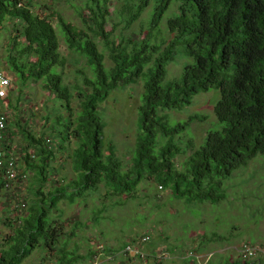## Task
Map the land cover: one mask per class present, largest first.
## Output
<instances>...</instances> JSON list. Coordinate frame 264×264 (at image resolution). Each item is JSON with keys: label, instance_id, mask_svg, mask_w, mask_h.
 I'll return each instance as SVG.
<instances>
[{"label": "trees", "instance_id": "obj_1", "mask_svg": "<svg viewBox=\"0 0 264 264\" xmlns=\"http://www.w3.org/2000/svg\"><path fill=\"white\" fill-rule=\"evenodd\" d=\"M172 1L85 0L89 21L86 27L94 38L102 39L111 65L106 64L93 38L84 29L78 30L61 17L57 18L66 47L85 60L92 75L81 74L82 87L74 88L79 89V109L73 114L70 108L73 95L58 72L65 59L58 51L59 40L50 17L33 12L29 0H0V31L6 34L8 24L13 31L5 60L15 78L14 84L20 92L26 82L40 81L42 88L54 94L60 107L68 112L66 117L60 114L56 117L58 132L50 128L55 151L43 137L36 139L17 123L9 124L13 130L20 128L28 145L22 151L21 160L27 168L24 171L28 175L32 173L33 199L27 213L16 219L11 233L3 238L0 264H20L37 245L46 247L47 252L56 250L57 264H73L79 259L59 240L64 228L53 213L60 210L57 204L61 200L74 204L80 197L98 193L101 187L107 197L133 198L142 181L153 179L159 188H170L175 198L186 203L216 204L225 199L222 181L258 155H264V0H175L178 14L167 21L169 37L153 44L152 40L156 39L153 30ZM151 4L153 9L145 38L127 39L126 45L122 40L118 43L110 40L111 33L104 30L109 19L119 18L127 29ZM110 7H114L112 12ZM179 44L184 45V53L193 63L183 67L178 81L163 87L165 67L174 60ZM144 70L146 81L138 108L141 133L136 139L129 168L123 170L114 147L103 145L98 105L110 92L134 84ZM209 90L220 93L213 112L223 128L219 132H208L203 145L190 152L183 169L178 170L173 162L179 154L178 144L172 139L192 121L202 118L191 116L170 128L158 116V110H181L192 103L195 95ZM12 94L11 89L7 98ZM158 134L167 141L156 150ZM71 140L75 144L69 155L74 178L45 194L42 189L51 182L55 155L59 149L65 150ZM191 146L189 142L187 150ZM15 161L19 172L26 175L20 182H26L27 173L21 171ZM101 210L93 212V222L99 220ZM78 228H82L81 224L74 226ZM144 236H148L149 241L139 244L136 256L130 257L125 250L130 244L140 242L142 236L111 252L102 245L96 250L94 262L97 259L105 262L117 256L128 262L164 263L169 259L164 250L158 251L149 243L150 234ZM107 253L113 256L108 257ZM239 258L252 264L248 262L253 258ZM197 262V256L190 255L185 257L184 263Z\"/></svg>", "mask_w": 264, "mask_h": 264}, {"label": "rangeland", "instance_id": "obj_2", "mask_svg": "<svg viewBox=\"0 0 264 264\" xmlns=\"http://www.w3.org/2000/svg\"><path fill=\"white\" fill-rule=\"evenodd\" d=\"M29 2H31V10L42 17L49 16L55 28L59 40L58 51L65 59L64 66L59 68L58 72L62 75L63 84L73 95L70 108L71 113L75 114L79 109L77 100L79 89L74 88L82 87L81 74L87 77L90 74L85 60L66 47L57 18L61 17L78 30L84 29L88 36L93 38L106 64L111 65L107 51L103 47L102 39L94 38L86 27L89 21L85 0H29ZM176 4L177 2L173 0L162 15L157 28L153 30L156 39L154 38L151 43H156V40L165 41L169 37L167 21L178 14ZM114 7H110L109 11L112 12ZM152 9L153 4L147 7L140 18L127 29L119 18L113 17L108 20L104 30L111 33L110 40L115 43L122 40L124 45L128 44L127 39L145 38ZM6 29L8 31L6 34L0 31V59L6 75L12 81L13 94L0 102V111L8 117V131H6L8 150L16 158L18 168L25 172L27 168L21 160V155L28 145L20 128L29 130L36 139L43 137L55 151V141L50 128L58 132L60 128L55 124L56 117L59 114L66 117L68 112L60 107V102L54 94L42 88L40 81L26 82L19 92L14 84L13 73L6 65V49L9 38L13 35L11 24H8ZM192 63L193 60L184 53V45H177L174 60L165 67L166 75L162 86L178 81L183 67ZM151 66L152 64L148 65L145 70L147 71ZM89 70L91 71V68ZM145 70L134 84L110 92L98 105V114L103 124V145L105 147L111 144L114 147L115 156L123 170L129 168L130 159L135 154L136 139L141 133L138 108L143 99ZM219 99V91L209 90L195 95L192 103L181 110H158V116L163 118L170 128L184 123L191 116L202 118L201 121H192L182 133L172 139L178 144L179 154L173 160L178 170L183 169L182 165L189 154L203 145L208 132H219L223 128V124L216 120L213 112V107ZM13 123H17L20 128L13 130L9 126ZM166 141L167 139L158 134L156 150ZM189 142L192 146L187 150ZM74 147L75 144L71 140L65 150L59 149L56 153L52 163L51 182L46 183L42 189L45 194L59 184L65 185L74 178L70 170L69 156ZM28 151L32 152L33 149ZM25 173L28 176L26 182H16L9 189L0 187V248L3 238L11 233L12 226L16 224V219L23 217L32 203V173L30 172L29 175L28 172ZM159 187L156 181L148 179L136 187L133 198L107 197L104 188L101 187L98 193L80 197L74 204L61 200L57 204L60 212L56 210L53 215L64 228V233L59 238L62 241L61 245L65 243L66 250L79 257L73 264H92L96 250H100L98 248L102 245L109 250L108 252L115 251L140 236L143 237L144 234H150L149 243L158 251L164 250V254L169 259L164 263H154L153 260L128 262L117 256L105 262L104 259H97L98 261L95 259L93 264L100 262L101 264H185V257L190 255L197 256L199 262L196 264H235L236 262L247 264L239 258L243 256L244 244L263 248L264 155H258L246 166L236 170L227 180L222 181L221 191L225 199L216 204L186 203L182 199L175 198L170 188ZM22 204L24 208L21 207ZM99 209H102V214L98 216L97 222H93V212ZM80 224L82 228L74 229L75 225L80 226ZM47 250L42 245L35 246L31 254L20 264H57L56 250L54 252ZM105 255L113 256L112 253ZM261 256L255 255L248 263L264 264V254Z\"/></svg>", "mask_w": 264, "mask_h": 264}, {"label": "built area", "instance_id": "obj_3", "mask_svg": "<svg viewBox=\"0 0 264 264\" xmlns=\"http://www.w3.org/2000/svg\"><path fill=\"white\" fill-rule=\"evenodd\" d=\"M11 88V81L2 69L0 59V102H3L7 98ZM7 121V115L0 111V180L2 181L3 189H9L11 185L24 180L26 177L25 174L19 172L17 169L16 158L12 153L7 151ZM21 207L24 208V204H22ZM147 241H149L148 236H143L140 242L132 245L130 244L125 251L130 257H134L139 254V244L146 243ZM243 247H245V249L242 250L243 256L241 257L243 259H250L257 254H264V248H254L248 244H244ZM141 255L143 256V254Z\"/></svg>", "mask_w": 264, "mask_h": 264}]
</instances>
